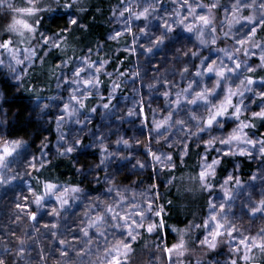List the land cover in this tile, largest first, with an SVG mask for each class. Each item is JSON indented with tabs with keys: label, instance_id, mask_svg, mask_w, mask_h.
<instances>
[{
	"label": "clouds",
	"instance_id": "9594fccd",
	"mask_svg": "<svg viewBox=\"0 0 264 264\" xmlns=\"http://www.w3.org/2000/svg\"><path fill=\"white\" fill-rule=\"evenodd\" d=\"M89 3L0 0V73L12 87L9 94L0 84V193H21L0 219V264H264V137L252 131L264 121V77L255 75L264 70V0H111L107 39L120 45L116 52L138 54L128 72L109 71L110 60L93 50L81 55L61 34L73 28L39 26L47 16L87 30L76 13ZM50 54L62 59L46 63ZM37 70L47 73V95L28 87ZM21 91L23 124L6 107ZM145 105L146 119L137 120ZM30 123L34 131L19 132ZM38 133H48L39 156ZM86 153L98 160L81 164ZM238 157L258 165L251 177L238 175ZM57 160L73 161L77 176L97 187L48 176ZM151 169L165 193L175 191L185 220L161 218L168 212ZM25 195L35 213L24 210ZM165 228L171 244L159 238ZM222 247V259H209Z\"/></svg>",
	"mask_w": 264,
	"mask_h": 264
},
{
	"label": "trees",
	"instance_id": "16d2710c",
	"mask_svg": "<svg viewBox=\"0 0 264 264\" xmlns=\"http://www.w3.org/2000/svg\"><path fill=\"white\" fill-rule=\"evenodd\" d=\"M110 3L111 0H90L88 11L83 13L82 15L80 13H76L77 16H80L81 19L78 21L82 22L87 25V30L85 29H78L76 25H69L66 22V18H57L52 20L51 23L48 22L47 16H45L40 21V28L42 30H45L49 33H56L59 32L61 29H67L69 27L73 28L74 31L72 33L63 32L62 35H69L70 38L80 47L81 49V55H85L88 53L89 50H93L97 56V58H107L110 60L108 65L109 71H115L116 69H119L121 72H128L131 70L132 67L135 66V62L137 60V56H132L128 52H116L115 49L120 47V45L115 44V42L110 41L107 39V35L113 31L112 27V21L108 19L110 15ZM2 19V18H0ZM142 23V22H140ZM117 29L120 27L119 25L115 26ZM129 44H131V40L129 39ZM42 54V53H41ZM62 57L55 54H50L49 57L46 60L47 62H51L52 64H57L60 62ZM159 59V58H158ZM251 64L255 65L258 64L259 61L254 57L251 61ZM159 67V64L153 65V70ZM255 75L257 77H264V70H258ZM47 73H41L39 70L33 72V78L31 82L28 84L29 88L35 87L36 85H40L42 88L45 89L44 94L47 95L48 89L43 84V80L46 79ZM103 79V77H102ZM0 84H3L5 87V90L7 93L11 94L12 87L8 85L4 79H3V73H0ZM53 94H55L53 92ZM107 86H104V95L107 96ZM124 97H127L129 95V89L125 88L123 93H121ZM28 98V94L21 91L19 94L15 95L14 99L11 103L7 104L6 107L8 108V115L11 117L12 113L16 112V119L19 124H23L27 121L26 113L28 111V105L24 103L25 99ZM119 97H117V100ZM117 100H113L112 103H117ZM105 103H108L107 100L104 101ZM253 110H255V106H253ZM138 112L141 113V115L136 118L137 120H145L148 115V109L147 105H145L142 108L137 109ZM101 112L100 108H96V114H99ZM49 120H53V123L50 124L48 133H51L48 135V133H38L36 138V143L34 145V148L36 150V154L39 156V153L41 151L39 147V141L44 138L45 135H48L49 139V146L47 149H44V151L51 152L54 150L53 145L56 141V132H55V124H54V113L50 114L48 117ZM117 123H119V119L117 118ZM108 123V122H107ZM99 124V120H93L91 122V128L95 131L97 130ZM125 128H129L130 126L125 124ZM35 130V124L30 123L28 125V128H19V132L22 134H26L27 131H34ZM252 131H255L257 136L264 137V121H261L259 125L254 128ZM130 134V133H129ZM145 138L150 139V136H148L147 130H145ZM90 143L89 137L85 136L82 144H88ZM81 145H78L80 147ZM191 147V146H190ZM194 151V149H192ZM73 155H80V153H75ZM41 159H45V157H40ZM47 159L51 160V155L47 157ZM242 162V167L238 170V175L241 177V179L249 178L253 175V173L258 169V165L252 163L248 158L246 157H238ZM98 157L93 156L91 153H86L84 156H81V164L84 163H91L94 161H97ZM225 160L227 161L224 164L225 169H229L232 167L230 158L226 157ZM44 171V170H42ZM156 169H151L149 171L148 179L152 184L156 186L155 191L157 193V196L159 198V202L161 204L166 205L165 211L168 212V216L164 217L163 214H161V218L167 220L169 223L179 222L185 220V217H183L180 214V209L178 207H174V203L177 201V197L175 195V191H170L165 193L164 192V186L160 182L159 178L155 175ZM46 174L50 177H57L60 180H71L73 184L77 183H83L87 184L89 189H95L97 187L96 184L89 183L87 180H84V178L77 176L76 174V167L73 166V161L69 160H57L52 164H49L46 170ZM37 178H39L40 174L36 173ZM97 176H102L103 172L100 170H97L96 173ZM121 179L124 182H128L127 174H121ZM136 179H144L143 177H137ZM31 183H35V181H30ZM18 191L15 193H12L10 190H5L4 192L0 193V219H7V208L8 206L14 202V197L20 195ZM169 201H172L173 203H169ZM24 204V210L35 213V208L28 206V198L27 195H25V199L23 201ZM19 207V205H18ZM36 220L39 219V217H35ZM44 221H41V224H43ZM159 238L166 241L167 243L171 244L173 242V237L168 232L167 228L163 232L159 234ZM226 252V248H220L217 252H213L209 259H212L213 256H216L218 259H222L220 257V253Z\"/></svg>",
	"mask_w": 264,
	"mask_h": 264
},
{
	"label": "rangeland",
	"instance_id": "374dc122",
	"mask_svg": "<svg viewBox=\"0 0 264 264\" xmlns=\"http://www.w3.org/2000/svg\"><path fill=\"white\" fill-rule=\"evenodd\" d=\"M108 121H105V123H107Z\"/></svg>",
	"mask_w": 264,
	"mask_h": 264
},
{
	"label": "snow or ice",
	"instance_id": "6c2138e0",
	"mask_svg": "<svg viewBox=\"0 0 264 264\" xmlns=\"http://www.w3.org/2000/svg\"><path fill=\"white\" fill-rule=\"evenodd\" d=\"M34 218V217H33Z\"/></svg>",
	"mask_w": 264,
	"mask_h": 264
}]
</instances>
